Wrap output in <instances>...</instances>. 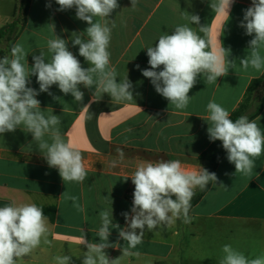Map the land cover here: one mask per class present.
Returning <instances> with one entry per match:
<instances>
[{
    "label": "crops",
    "instance_id": "1",
    "mask_svg": "<svg viewBox=\"0 0 264 264\" xmlns=\"http://www.w3.org/2000/svg\"><path fill=\"white\" fill-rule=\"evenodd\" d=\"M49 2L51 7L46 6ZM117 2L119 7L108 17L110 27L111 22L115 23L108 48L110 65L117 71V83L126 77L131 82L133 100L116 103L107 93L94 95L95 86L89 89L82 84L78 86L84 93L82 101H76L71 94L65 95L57 85L50 87L51 95L41 92L36 97L46 118L60 117L57 127L65 142L81 152L87 170L85 181L64 182L58 169L49 167L32 134L22 129L23 125L14 132L0 134V207L34 203L43 209L49 228L50 243L42 239L39 247L19 258L17 264H56L54 258L64 255L71 257V264H82L87 248L80 240L85 236L89 242H99L97 232L102 226V211L112 209V223L127 227L122 213L131 215L135 186L129 176L137 164L180 160L190 169L203 167L200 156L213 142L207 131V104L214 100L231 114L242 102L251 80L264 73V69L257 71L251 66L245 70L240 63L249 54V41L253 39L240 26L251 0H234L229 18L212 10L210 4L214 0H137L134 9L131 0ZM18 3V0H0V29L16 17ZM58 8L55 0H30L23 25L9 43L7 57L12 58L11 48L19 43L27 53L23 63L29 70L34 64L33 56L41 52L45 61L50 62L52 53L47 42L58 36L67 41L69 51L83 68L90 67L79 56V46L72 44L75 35L83 33L89 25L76 17L75 8L65 11ZM182 13L198 15L200 24L184 19ZM99 20L94 17V22ZM181 25L189 26L209 43L206 51L222 46L233 63L228 74L218 77L216 83L206 84L203 74L198 75L189 92L188 106L176 109L155 91L142 70L150 68L146 48L155 46L161 35L172 34ZM199 26H207L209 32H199ZM82 38L87 39L86 33ZM1 44L2 38L0 47ZM1 51L0 48L3 59ZM260 54L264 56V47ZM28 79L27 86L39 91L36 76L30 75ZM253 120L264 132V108ZM44 139L52 142L47 134ZM215 173L217 182H212L204 196L190 208V223L180 219L171 227L153 231L145 226L143 242L130 249L139 255L122 257L119 264H193L186 257L184 226L189 230L188 236L193 237L198 222L227 224L229 239L247 229L264 239V153L255 160L252 173L244 175L236 173L226 152ZM71 197H76L75 203L85 211H78ZM108 242L113 245L105 249L110 259L121 257L123 248L128 247L117 228L111 229ZM238 252L248 259L261 257L264 244L258 249L240 248Z\"/></svg>",
    "mask_w": 264,
    "mask_h": 264
},
{
    "label": "clouds",
    "instance_id": "2",
    "mask_svg": "<svg viewBox=\"0 0 264 264\" xmlns=\"http://www.w3.org/2000/svg\"><path fill=\"white\" fill-rule=\"evenodd\" d=\"M55 3L59 5L58 11L75 8L76 17L89 25L83 33L75 35L72 44L79 46V56L90 67L83 68L79 59L69 51L67 41L58 36L47 42L48 51L52 53L51 61L46 62L41 52L33 56L34 64L30 70L23 63L27 55L23 46L19 43L14 45L12 58L0 59V134L14 132L23 125L22 129L32 134L49 167L58 169L64 182L83 183L87 170L81 152L70 142H65L57 127L61 123L60 117L50 115L46 118L36 97L57 85L65 95L71 94L76 101H82L84 93L78 87L82 84L89 89L95 86L94 95L107 93L112 101L120 103L133 100L132 84L127 77L117 83V71L110 65L108 48L115 23L111 22L110 27L108 17L119 7L117 0H55ZM136 3L137 0H131L133 9ZM233 3L234 0H214L210 7L217 14L229 18ZM46 6L51 7V3ZM182 16L191 23L200 24L198 15L182 13ZM94 17L100 20L94 22ZM240 26L246 35L253 36L249 41L250 52L240 63L245 70L251 66L261 71L264 69V56L260 54L261 47H264V0H251V6L244 10ZM199 32L207 34L209 28L199 26ZM84 33L87 39L82 38ZM208 47L209 43L192 28L177 26L172 34L161 35L155 46L146 48L150 68L143 69L142 75L150 79L155 91L176 109H184L188 106L189 92L197 83L198 75L203 74L206 84L216 83L218 77L228 74L233 63L227 59L228 51L222 46L206 51ZM161 66L162 70H158ZM30 75L36 76L39 91L27 86ZM207 112L209 139L222 142L236 173L250 175L255 160L264 153V132L256 120L240 116L233 121L229 111L214 100L207 104ZM46 134L51 137V143L44 139ZM120 156L123 157L122 152ZM129 177L135 188L131 215L122 213L127 227L112 223V209L110 212L102 211V226L97 232L99 242H89L85 236L80 240L87 248L82 264H119L122 257L139 255L130 249L143 242L145 226L148 231H153L171 227L180 219L190 223L189 211L196 189L203 191L209 182L216 183L218 179L216 173L202 166L187 168L180 160L141 161ZM71 199L78 211H85L75 203L76 197ZM112 228L119 229V237L128 244L117 259H110L105 252V249L113 247L108 242ZM48 232L47 217L36 204L0 207V264H17L19 258L28 256L39 247L42 239L44 243H50ZM222 252L220 264H264V256L248 259L231 245H224ZM54 260L56 264H71V257L67 255L57 256Z\"/></svg>",
    "mask_w": 264,
    "mask_h": 264
},
{
    "label": "rangeland",
    "instance_id": "3",
    "mask_svg": "<svg viewBox=\"0 0 264 264\" xmlns=\"http://www.w3.org/2000/svg\"><path fill=\"white\" fill-rule=\"evenodd\" d=\"M25 16L23 13L18 15L17 24L11 31H7L6 34L1 35L3 44L1 53L4 57H7L9 52V43L12 38L17 34L23 25ZM254 108L250 109L251 112ZM185 249L186 257L193 261V264H220V260L223 257L222 248L224 245H231L233 249L239 251L240 248H259L264 244V239L260 237L259 233L251 229H247L241 234H236L232 239L227 237V224L219 223L216 221L197 223L196 236H188L189 230L185 229ZM254 256V254H253ZM257 258V255L254 256Z\"/></svg>",
    "mask_w": 264,
    "mask_h": 264
},
{
    "label": "trees",
    "instance_id": "4",
    "mask_svg": "<svg viewBox=\"0 0 264 264\" xmlns=\"http://www.w3.org/2000/svg\"><path fill=\"white\" fill-rule=\"evenodd\" d=\"M18 6L16 7V17L13 21L0 29L1 35L6 34L7 31H11L17 24L18 15L23 13L26 16L30 0H18ZM254 108L251 112L250 109ZM264 108V73L262 76L254 78L249 83L246 92L244 94L242 102L239 106L230 114V119L235 121L240 116H247L250 120L256 118ZM226 150L222 147V142L219 140L213 141L212 144L204 151L200 160L203 168L209 172H216V168L225 155ZM212 182H209L207 187L201 191L199 188L196 189V195L191 201V207L195 205L209 190Z\"/></svg>",
    "mask_w": 264,
    "mask_h": 264
}]
</instances>
